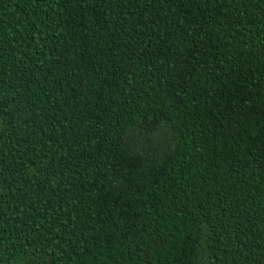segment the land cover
<instances>
[{
	"label": "trees",
	"instance_id": "1",
	"mask_svg": "<svg viewBox=\"0 0 264 264\" xmlns=\"http://www.w3.org/2000/svg\"><path fill=\"white\" fill-rule=\"evenodd\" d=\"M0 264H264V0H0Z\"/></svg>",
	"mask_w": 264,
	"mask_h": 264
}]
</instances>
